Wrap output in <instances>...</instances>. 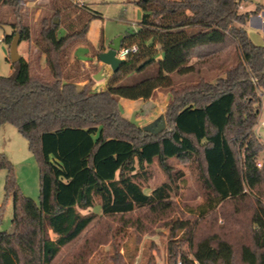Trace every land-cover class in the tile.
Listing matches in <instances>:
<instances>
[{"label": "trees", "instance_id": "16d2710c", "mask_svg": "<svg viewBox=\"0 0 264 264\" xmlns=\"http://www.w3.org/2000/svg\"><path fill=\"white\" fill-rule=\"evenodd\" d=\"M245 1L131 0L141 18L138 30L123 36L121 46L136 45L138 52L101 91L93 89L92 79L79 86L65 71L72 48L86 41L89 23L100 14L90 11L81 30L63 35L55 20H42L35 45L50 77L32 75L23 57L11 64V75L0 76V127L17 130L39 168L37 204L20 193L12 164L0 153L4 200L11 198L13 212L10 231L0 232V264H54L64 247L80 241L58 264H88L96 243L84 234L95 217L81 211L99 205L106 219L118 218L135 229L142 227L129 222L135 212L164 216L172 206L171 184L145 194L139 180L146 179L154 163L170 179L168 161L173 159L194 163L212 201L225 203L236 214L250 211L247 238L236 240L227 230L212 227L204 233L199 224L188 229L184 237L192 260L264 264V158L259 163L264 146L253 132L264 91V44H253L245 29L263 7L242 13ZM23 3L0 0V8L16 19L4 39L8 45L15 34L20 42L30 39L28 26L20 21ZM59 15L56 10L54 16ZM132 57L144 62L134 66ZM150 69L156 73L123 83ZM202 70L216 77L206 80ZM189 74L197 76L195 82L174 88L172 75ZM159 89L170 93L159 132L122 116L119 99L149 100ZM174 229H185V224ZM178 255L168 249L169 260L176 262ZM179 259L193 263L184 254Z\"/></svg>", "mask_w": 264, "mask_h": 264}, {"label": "rangeland", "instance_id": "374dc122", "mask_svg": "<svg viewBox=\"0 0 264 264\" xmlns=\"http://www.w3.org/2000/svg\"><path fill=\"white\" fill-rule=\"evenodd\" d=\"M84 2L89 3L95 11L100 13L102 19L92 20L91 32L100 31L107 43L138 30L141 11L130 0H84ZM257 4L264 6V0H246L243 6L244 11L254 10ZM56 10L60 12L58 17L54 16ZM90 16L91 12L88 11L86 5L77 0H24L20 9V21L28 26L30 39L27 42H20L17 50L20 57L30 62L31 74L50 77L44 56L39 53L35 45L39 39L43 19L57 21L61 29L60 33L63 35L81 30ZM0 20L3 22L0 25V76L7 77L11 75L13 69L9 60V45L4 39L13 32V28L9 24L14 23L16 19L10 10L0 8ZM255 22L256 20L252 19L248 24L249 34L247 35L253 44L261 46L264 44V30L258 28ZM84 43L78 42L72 50ZM155 48L156 53L160 56L159 47ZM72 50L65 71L70 74L72 81H77V84L82 86L85 83L83 80L92 79L100 68L99 65L91 63L88 68L82 70L78 62L70 63ZM91 54L92 59L95 60L97 50L91 48ZM131 59L134 66H139L144 62L142 58L134 59L132 57ZM195 60L193 59L191 62ZM155 73V69H150L141 75L126 77L123 83L131 84ZM102 75L104 77L97 81L99 82L98 86L94 88L96 91L105 89L112 74L109 69L105 68ZM200 76L206 80H213L216 73L202 70ZM172 78L174 88H178L195 82L197 76L192 74L172 75ZM259 97V115L253 132L264 146V91L259 93ZM169 99V90L159 89L151 98V102L143 109L132 112V117L129 120L137 126H151V129H157V124L162 123L161 118L164 116V104ZM0 153L5 154L12 164L13 177L20 193L38 204L39 168L37 161L28 150L25 139L11 125L0 127ZM263 158L264 151H261L259 163H262ZM168 164L172 168L170 179L158 167L157 163H154L148 169L146 179L139 180L145 194H150L152 190L163 183L171 184L170 202L172 206L164 216L159 213L151 215L145 211L135 212L130 215L129 222L142 224V227L135 229L134 226H129V223L123 225L118 218L106 219L102 215L99 205L81 211L83 215L93 214L95 217V222L84 234V238L92 237L96 243L95 249L88 259V264H182L179 259L182 254L188 260H192L190 242L185 240L184 233L188 229L194 228L196 224L204 226L202 228L204 233L209 232V227H212L214 230L220 229L221 233L227 230V234H232L236 240L242 236L248 237L249 210L236 214L225 203L218 204L216 201H212L213 197L206 193L198 179L194 163L173 159L168 161ZM4 179L5 171H0V232L10 231L13 215L11 198L4 200ZM179 223L185 224V229H174ZM80 243L76 242L64 247L56 257L54 264H58L73 252ZM170 247L179 253L176 262L168 258ZM117 256H121V259ZM192 264L197 263L193 261Z\"/></svg>", "mask_w": 264, "mask_h": 264}, {"label": "crops", "instance_id": "0c3cea01", "mask_svg": "<svg viewBox=\"0 0 264 264\" xmlns=\"http://www.w3.org/2000/svg\"><path fill=\"white\" fill-rule=\"evenodd\" d=\"M79 3H82L84 5H86V8L89 11H95L94 8L89 4L84 2V0H77ZM131 1V0H130ZM245 2L241 4L240 7V11L242 13H246V12H251L253 10L250 11H244V6ZM258 5V4H257ZM263 9L260 13H258V15L256 16H251L249 18V20L247 21L246 25H245V29L247 31V26L250 23V21L253 19L256 20L255 24L258 28H261L264 30V6H262ZM256 8V7H255ZM254 8V10H255ZM97 12V11H95ZM99 13V12H98ZM100 14V13H99ZM98 19H102V17L98 18ZM93 21H91V23H89V29L88 32L86 34V41L83 45H79L78 47H76L75 49L72 50V54L70 56V63H73L75 60H77V62L79 63L80 68L86 69L88 68L89 64H93V65H99V68H102V65L97 61V59H92V54H91V48L94 50H97V52H101V51H105L107 48V45L110 44L112 41L110 42H106L105 38L102 36V33L100 31L97 30L94 31L93 33L91 32V24ZM260 29V30H261ZM247 34H249V32L247 31ZM103 48V49H102ZM102 49V50H101ZM97 81H94V85H93V89L96 88L98 86ZM83 85V84H82ZM119 104H120V108H121V113L122 116L126 119H130L132 117V112L136 111L137 109H143L145 105H147L148 103L151 102V99L149 100H127V99H119ZM167 102H165L164 104V108L166 106ZM161 121H163V117L161 118ZM162 124V123H161ZM161 124H157V126H160ZM140 128L142 129H151V126H146V127H142L141 125H139Z\"/></svg>", "mask_w": 264, "mask_h": 264}, {"label": "water", "instance_id": "95a60500", "mask_svg": "<svg viewBox=\"0 0 264 264\" xmlns=\"http://www.w3.org/2000/svg\"><path fill=\"white\" fill-rule=\"evenodd\" d=\"M55 24H58V22L55 21ZM121 40L122 37H118L114 39L110 44L107 45L105 51H101L100 53H98L96 59L102 65V68L99 70V72L93 75L92 79L94 81H99L104 77L102 75V72L105 68L109 69L111 74H114L119 70V67L125 62V60L116 57V52L121 47ZM19 43H20L19 35L15 34L9 45V60L11 64L18 62L20 59L17 50ZM163 127H164V120L162 121V124L160 126H157V129H148V130L144 129V130L157 133L161 129H163Z\"/></svg>", "mask_w": 264, "mask_h": 264}, {"label": "built area", "instance_id": "2783aa9c", "mask_svg": "<svg viewBox=\"0 0 264 264\" xmlns=\"http://www.w3.org/2000/svg\"><path fill=\"white\" fill-rule=\"evenodd\" d=\"M138 52V48L136 45L131 46H121L119 50L116 52V57L122 60H125ZM260 167V164L257 165Z\"/></svg>", "mask_w": 264, "mask_h": 264}]
</instances>
